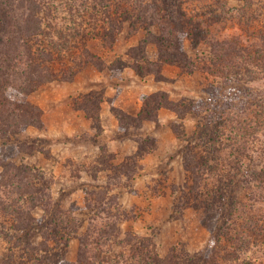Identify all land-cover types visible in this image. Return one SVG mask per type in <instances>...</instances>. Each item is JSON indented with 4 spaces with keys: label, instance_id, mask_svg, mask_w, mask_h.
<instances>
[{
    "label": "rangeland",
    "instance_id": "obj_1",
    "mask_svg": "<svg viewBox=\"0 0 264 264\" xmlns=\"http://www.w3.org/2000/svg\"><path fill=\"white\" fill-rule=\"evenodd\" d=\"M49 1L53 19L34 38L37 57L30 74L43 75L42 81L16 99L36 107L42 122L0 139V162L19 168L16 178L29 176L39 190L14 188L8 199L0 191V201L20 198V190L22 204L44 201L45 207L36 206L32 214L58 225L48 245L64 256L65 264H91L95 257L97 263L110 264L106 257L119 251L123 258L118 254L113 264H147V254L204 262L211 253L217 264H264V191L228 184L230 174H238L230 148L209 141L206 134L201 145L199 137L203 124L212 127L218 116L250 110L264 100L261 71L252 82L244 75H217L215 53L204 41L261 46L264 0H183L188 16L197 19L193 25L205 35L184 41L186 57L177 64L161 60L155 38L158 28L171 27L165 10L162 19L146 18L148 24L130 11L132 20L121 28L113 15L110 34L102 10L96 14L90 5L76 2L71 13L65 0ZM115 1L114 8L121 6ZM40 50H47L42 57ZM192 152L219 158L211 165L224 171L200 195L193 190L194 165L185 158ZM220 185L226 202L234 195L242 211L211 203ZM235 218L258 230L249 234L244 227L237 243L231 226ZM4 219L0 213V224L6 226ZM42 242L39 234L34 244Z\"/></svg>",
    "mask_w": 264,
    "mask_h": 264
},
{
    "label": "trees",
    "instance_id": "obj_2",
    "mask_svg": "<svg viewBox=\"0 0 264 264\" xmlns=\"http://www.w3.org/2000/svg\"><path fill=\"white\" fill-rule=\"evenodd\" d=\"M3 1L4 3L0 8V139L19 134L25 126H39L42 122L40 111L36 107L16 99L19 94L29 93L37 87V83L42 81L43 75H30L32 68L36 65L35 60L37 57L33 42L34 38L43 35L44 28L47 24L50 25V19H53L54 12V6H51L49 0ZM65 1L67 5H70L68 11L71 13L74 11L73 6L76 2L84 6L90 5L93 13L96 14L99 10H102L106 15L103 23L105 27L111 28L112 32L110 34L115 30L113 15H117L120 20L119 28H121L124 23L132 20L129 18L128 12L130 11L137 13L138 21L148 24L146 18L151 19L153 22L162 19L160 16H162V11L165 10L168 12V16L163 15V17L168 20L167 22L171 27L161 31L158 28L159 31H156L155 38L161 48V60L166 63H180L181 59L186 57L183 50L184 41L189 39L193 42L194 39L205 35L198 25H193L192 20L197 19H191L188 16L183 0H156L153 4H148L143 0H120L121 6L118 4L117 8L113 7L116 3L115 0ZM246 1L247 4L250 3V0ZM149 25L153 27L155 24L150 22ZM50 29H52V25ZM60 35H55V38L60 39ZM260 38L261 46L244 44L241 41H231L229 39L223 40L222 45L217 40H204L211 52L215 53V59H213L215 73L226 79H238L239 76L244 75L250 78L251 82L258 77L260 71L264 74V31L261 33ZM46 51L40 50L41 57ZM38 72L41 73L40 68ZM177 113L182 117L186 114L181 110H177ZM218 118L216 125L212 127L211 123L203 124L199 137L202 138L206 134L209 141L218 142L220 147L230 148L232 157L237 163L238 174H230V180H227L228 184L234 186L238 185L237 183H242L250 190L257 187L263 192L264 100L259 104H254L250 110L238 109L235 112L233 110L228 116L220 115ZM204 139L200 140L201 145L206 144ZM197 146L198 144L193 145V147L198 148ZM198 156L195 152H192V154L187 153L185 158L187 164L194 165L191 169V172L195 174V188L193 190L200 195L206 193L209 182L219 179L220 174L224 171L218 170L217 172L211 165L219 158L211 160L209 155H200L198 160ZM0 167L3 169L0 171V191L6 193L7 199L8 194H15L14 188H23V192H25L32 185L27 175L23 176L21 180L16 178L17 174L15 173L20 170L19 168L10 166L4 161L0 162ZM220 181L223 182V180ZM32 187L36 191L39 190L35 184ZM23 192L18 191L20 198H13L10 202L0 201V213L3 214L6 224V226L0 224V243L3 242L5 246L2 250L0 249V264H65L64 256L48 245L49 233L57 229L58 225L55 222L53 224L54 220L45 223L32 214V209L38 205L45 207L46 203L44 201L43 203L38 202L40 204L33 202L34 204L29 206L22 204ZM29 193L27 194L32 196L34 192ZM227 198L228 203L226 202L223 186L220 185L219 193L210 200L216 207L224 204L232 206L237 211H242L241 208L244 205L239 204L234 195H229ZM259 199L261 198L256 197L254 201L258 202ZM231 223L237 237V243L240 237L239 231L244 227L249 231V234L251 231L258 230L250 223L243 225L236 218L231 220ZM228 226L230 227V225ZM64 232L68 234V237H71L73 233L70 230H64ZM39 234L43 237V242L40 245H35L34 240ZM122 242L123 240H119L117 245L120 246ZM118 254L120 258H123L121 251L115 252L113 258L106 257L112 260L110 264H113L114 260H120V258L117 259ZM233 255L235 256V254ZM176 258L172 255L166 259H161L155 257V255L147 254L144 262H147V264H217L212 253L207 258L205 257L204 262L198 258L195 260L187 259L186 262L179 263ZM97 259L95 257V262L91 264H104L106 262L97 263ZM137 262L140 264L139 260Z\"/></svg>",
    "mask_w": 264,
    "mask_h": 264
}]
</instances>
